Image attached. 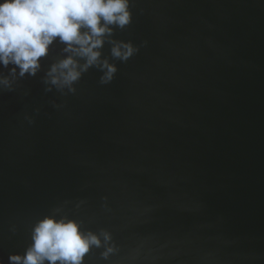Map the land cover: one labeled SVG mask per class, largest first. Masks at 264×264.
Returning a JSON list of instances; mask_svg holds the SVG:
<instances>
[{
  "label": "water",
  "instance_id": "1",
  "mask_svg": "<svg viewBox=\"0 0 264 264\" xmlns=\"http://www.w3.org/2000/svg\"><path fill=\"white\" fill-rule=\"evenodd\" d=\"M128 10L86 68L59 36L35 73L0 63V264L47 216L98 235L82 264H264V0Z\"/></svg>",
  "mask_w": 264,
  "mask_h": 264
},
{
  "label": "clouds",
  "instance_id": "2",
  "mask_svg": "<svg viewBox=\"0 0 264 264\" xmlns=\"http://www.w3.org/2000/svg\"><path fill=\"white\" fill-rule=\"evenodd\" d=\"M129 20L128 0H0V63L18 65L21 75L35 73L39 58L59 36L67 44L65 51L87 57L86 68L98 60L103 36L112 30L109 25L124 26ZM132 51L131 44H118L113 48V55L127 58ZM104 66L106 76L110 77L115 66L107 61ZM49 74L53 83L60 82L61 78L64 83H70L80 72L73 56H68L53 65ZM100 244L98 235L82 232L78 222L47 216L34 227L33 244L26 254L12 255L10 261L82 264L90 247Z\"/></svg>",
  "mask_w": 264,
  "mask_h": 264
}]
</instances>
